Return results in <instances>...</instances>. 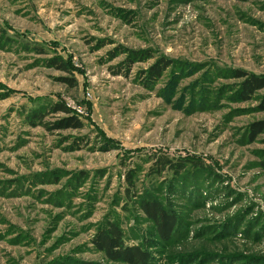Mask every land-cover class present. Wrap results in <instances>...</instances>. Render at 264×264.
Wrapping results in <instances>:
<instances>
[{"label": "rangeland", "instance_id": "374dc122", "mask_svg": "<svg viewBox=\"0 0 264 264\" xmlns=\"http://www.w3.org/2000/svg\"><path fill=\"white\" fill-rule=\"evenodd\" d=\"M237 71L264 76V0H0V264H126L108 223L156 264H264V89L239 98ZM55 103L82 128L33 117ZM145 197L178 212L170 241Z\"/></svg>", "mask_w": 264, "mask_h": 264}, {"label": "trees", "instance_id": "16d2710c", "mask_svg": "<svg viewBox=\"0 0 264 264\" xmlns=\"http://www.w3.org/2000/svg\"><path fill=\"white\" fill-rule=\"evenodd\" d=\"M147 51L132 50L131 53L135 55L134 58H137L135 60H147L151 58V55ZM41 52L45 51L41 50ZM135 60L133 59L132 61ZM46 64L58 69L67 68L64 60L58 56L47 59ZM171 64L170 59L166 57L160 58L149 68V78L154 80L158 79ZM236 77L244 78L239 85V91L237 92L241 99L247 100L251 98L256 91L264 89V76L237 71ZM63 80L67 79L64 78ZM68 80L71 81L70 79ZM262 102V107L264 108V95ZM52 112H63L65 114V116L59 118L53 123L54 129L82 128L83 126L82 120L76 114H72L71 110L64 103L52 104L51 110L47 112L43 108L42 110L33 111L32 113L34 118L39 119L42 124L46 125L44 117ZM249 130L251 131L252 138L263 133L264 120L253 122L250 125ZM159 160H161L162 168L169 166L177 173L183 171L185 168L184 163L181 161L172 162V160L166 156ZM200 164L202 163L199 161L196 162L198 167H201ZM140 206L148 216L149 220L153 222L155 231L160 239L168 242L175 237V230L176 228L178 229L182 221L179 218L178 212L172 208L171 204L163 203L157 198L145 197L140 201ZM94 243L96 247L104 252V254L112 261L123 262L126 264H156L153 253L148 249V244L130 245L126 243L125 237L116 223H108L105 227L99 229L94 238ZM79 264L98 263L88 261Z\"/></svg>", "mask_w": 264, "mask_h": 264}]
</instances>
